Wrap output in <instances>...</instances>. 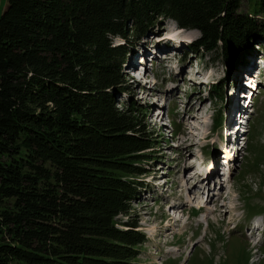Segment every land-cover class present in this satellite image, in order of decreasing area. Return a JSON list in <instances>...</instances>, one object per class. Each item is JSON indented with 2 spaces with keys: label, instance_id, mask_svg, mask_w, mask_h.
<instances>
[{
  "label": "trees",
  "instance_id": "obj_1",
  "mask_svg": "<svg viewBox=\"0 0 264 264\" xmlns=\"http://www.w3.org/2000/svg\"><path fill=\"white\" fill-rule=\"evenodd\" d=\"M242 3L6 0L0 264H136L147 235L131 217L133 201L159 145L141 103L116 104L127 88L126 41L172 17L200 29L190 51L220 50L233 68L256 44L264 47V0H248L247 10ZM118 35L124 42H114ZM210 90L224 100L223 79Z\"/></svg>",
  "mask_w": 264,
  "mask_h": 264
},
{
  "label": "rangeland",
  "instance_id": "obj_2",
  "mask_svg": "<svg viewBox=\"0 0 264 264\" xmlns=\"http://www.w3.org/2000/svg\"><path fill=\"white\" fill-rule=\"evenodd\" d=\"M5 4L6 0H0V17ZM248 8V0H243L242 9ZM172 29L183 41L172 38L177 46L173 43L167 58L154 59L145 72L147 81L130 78L128 64L133 52L145 47L154 51L160 44H156L155 34L165 39ZM200 35V29L181 27L172 17H164L149 33L126 41L129 52L123 69L127 88L118 93L116 104L125 110L128 98L141 103L147 110L149 132L157 135L159 145L151 150L158 158L145 160L147 171L139 176L143 184L133 201L131 217L147 235L136 264H264L263 227L258 236L246 233L255 213H260L255 219L264 221V61L258 64L256 59L264 55V47L256 44L253 56L247 55L257 73L260 69L263 83L247 105V123L234 139L228 160L218 155L219 135L224 138L225 125L214 124L213 118L218 113L223 116L230 100V78L238 77L241 70L231 68L220 50L188 52L189 44ZM114 42H124V37L115 36ZM205 65L209 66L207 72ZM199 74L204 77L200 85L193 80ZM219 78L227 94L224 100L212 93L209 84H203ZM155 107L165 110V117H157L158 122L157 109L152 110ZM169 129L175 133L176 144ZM214 159L219 162V172L211 180L208 177L209 185L194 184L198 179L193 176L195 169L202 163L209 167ZM199 205L205 208L200 211Z\"/></svg>",
  "mask_w": 264,
  "mask_h": 264
},
{
  "label": "bare ground",
  "instance_id": "obj_3",
  "mask_svg": "<svg viewBox=\"0 0 264 264\" xmlns=\"http://www.w3.org/2000/svg\"><path fill=\"white\" fill-rule=\"evenodd\" d=\"M167 33V38H175V39H177L178 38V40L177 41H183V38L182 39H179V37H181L180 35H178V33H177V31H175V29L173 30H169V31H167L166 32ZM164 39V38H163ZM174 39V40H175ZM176 41V42H177ZM178 44V43H177ZM154 51H155V49H154ZM253 54V50L252 51H250V52H248L246 55H252ZM248 56V57H249ZM253 56V55H252ZM256 59H258V57H256ZM131 62H132V60H131ZM250 62H251V58H250ZM252 64V63H251ZM235 69H237L238 71L239 70H241V68H235ZM146 72V71H145ZM145 72H144V74H145ZM238 75H240V74H238ZM252 80H251V82H253L254 80H255V77L254 78H251ZM201 82H204V77L202 76V80H200ZM207 82V81H206ZM246 83V82H245ZM247 86V85H246ZM230 89V88H229ZM230 92V91H229ZM240 97H241V94H240ZM157 117H160V112L157 114ZM224 146H226V144H224ZM219 162H216V160L214 159V161H213V163H211L210 162V165H209V167L208 168H210V170L206 173V179H205V181L203 180V179H201V178H196L195 179V181H194V184H199L200 182H202L203 184L204 183H206V182H208V183H206L207 185H209V183H210V181H208L209 180V178L210 177H212V176H214L217 172H219ZM209 177V178H208ZM210 180H211V178H210ZM193 184V185H194ZM195 186V185H194ZM196 187V186H195ZM209 194V193H208ZM258 228H259V226H258ZM257 230V229H256Z\"/></svg>",
  "mask_w": 264,
  "mask_h": 264
}]
</instances>
